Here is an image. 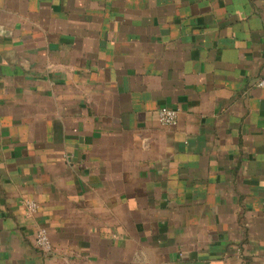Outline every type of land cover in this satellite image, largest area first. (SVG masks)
Listing matches in <instances>:
<instances>
[{
  "label": "crops",
  "instance_id": "crops-1",
  "mask_svg": "<svg viewBox=\"0 0 264 264\" xmlns=\"http://www.w3.org/2000/svg\"><path fill=\"white\" fill-rule=\"evenodd\" d=\"M263 75L264 0H0V264H264Z\"/></svg>",
  "mask_w": 264,
  "mask_h": 264
},
{
  "label": "built area",
  "instance_id": "built-area-1",
  "mask_svg": "<svg viewBox=\"0 0 264 264\" xmlns=\"http://www.w3.org/2000/svg\"><path fill=\"white\" fill-rule=\"evenodd\" d=\"M257 87L264 89V75L258 79ZM158 119L161 125L165 127H175L178 124V111L170 109L168 107L160 108L158 111ZM25 207L28 214L34 215L39 211L40 205L31 200L25 201ZM35 227V244L38 250L44 255H51L53 253V245L46 227H43L37 223Z\"/></svg>",
  "mask_w": 264,
  "mask_h": 264
}]
</instances>
